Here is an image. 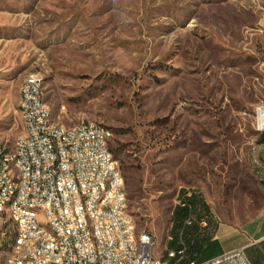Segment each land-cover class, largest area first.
<instances>
[{"label": "rangeland", "instance_id": "374dc122", "mask_svg": "<svg viewBox=\"0 0 264 264\" xmlns=\"http://www.w3.org/2000/svg\"><path fill=\"white\" fill-rule=\"evenodd\" d=\"M29 75L55 123L109 130L135 232L171 264L186 192L197 217L209 203L239 225L260 209L259 196H224V180L263 132L264 0H0V148L11 152L25 134ZM7 228L0 259L16 239ZM186 245L182 264L198 249Z\"/></svg>", "mask_w": 264, "mask_h": 264}, {"label": "built area", "instance_id": "2783aa9c", "mask_svg": "<svg viewBox=\"0 0 264 264\" xmlns=\"http://www.w3.org/2000/svg\"><path fill=\"white\" fill-rule=\"evenodd\" d=\"M30 76V75H29ZM37 80L28 86V109L34 116L33 134L20 138L21 172H12L10 155L0 148V206L13 192H21L17 210L23 215L22 244L13 253L10 264H171L158 256L150 234L131 235L128 200L119 164L109 150L108 129L99 125L63 127L46 130L48 105L38 103ZM257 109L256 129L260 125ZM47 136H59L60 145L47 144ZM17 174L25 175L24 184H17ZM114 183V190H107ZM186 192L179 207L187 209L185 227L208 228V220H198ZM45 206V218H51L61 241L44 234L33 235L34 218L22 212V205ZM7 233H3L6 237ZM135 236H143V248H135ZM187 248L170 251L169 260L182 264ZM188 264H251L245 248L227 252L204 262Z\"/></svg>", "mask_w": 264, "mask_h": 264}, {"label": "crops", "instance_id": "0c3cea01", "mask_svg": "<svg viewBox=\"0 0 264 264\" xmlns=\"http://www.w3.org/2000/svg\"><path fill=\"white\" fill-rule=\"evenodd\" d=\"M252 137L254 140L244 160L235 163L240 171L230 182L225 177L224 184L230 186V189L227 192L224 190V196L228 193L259 196L262 199L260 209L256 215L237 225L223 221L214 207L207 203V206L203 207L206 216L196 217L198 220L206 218L208 228L201 230L198 225L185 227L183 223L181 231L176 235L177 250L188 248L186 244L198 248L196 253L188 256V262H204L245 248L251 264H264V132L256 131ZM210 192L209 188V200H215L216 195L213 194L211 198ZM206 252H211L207 259L204 258Z\"/></svg>", "mask_w": 264, "mask_h": 264}, {"label": "bare ground", "instance_id": "6f19581e", "mask_svg": "<svg viewBox=\"0 0 264 264\" xmlns=\"http://www.w3.org/2000/svg\"><path fill=\"white\" fill-rule=\"evenodd\" d=\"M35 78L37 80V92L40 96H38V103H45L44 100V86L43 81L39 78L38 75L29 76L23 86L21 87V101H20V113L25 125V134L26 135L33 134L35 130V120L34 116L29 112L28 109V86L35 85ZM46 104V103H45ZM47 105V104H46ZM260 125H264V109H261L259 113ZM79 125H95L93 123H85L82 122ZM78 126V125H76ZM63 127H66L63 125ZM45 128L46 130L60 131L61 125L57 124L52 119V113L50 108L48 109L47 115H45ZM263 131V129H259ZM108 135H111L108 130ZM47 144L52 146L60 145V137L59 136H47ZM4 154H13L10 155V168L12 172H21L22 166V156L21 154V146H17L14 152L9 151L6 147H3ZM119 172H121L119 168ZM25 175L17 174V184H24ZM124 184V179H123ZM125 186V185H124ZM107 190H114V183H107ZM21 199V192H13L10 193L8 197L4 200H1L0 206V251L3 252L6 250V241L7 236L3 237V233H6L8 230L7 226L10 223H14L16 225V239L13 240L10 252L6 257H1L0 264H10L12 261V256L14 252H17L20 249L22 244V230L21 225H23V215H18L17 210L19 207V202ZM124 199L126 200V194L124 192ZM22 212L27 214L28 217L34 218V228L33 235H41L44 234L46 237H52L54 241H61V234L57 233L56 226L54 222L51 221V218H45V206L44 205H36V204H24L22 205ZM40 213L43 214V218L40 217ZM129 218L133 221V225L131 228V235H137L135 232V224L134 220L129 214ZM147 234V233H141ZM135 248H143V236H135ZM3 260V261H2Z\"/></svg>", "mask_w": 264, "mask_h": 264}, {"label": "trees", "instance_id": "16d2710c", "mask_svg": "<svg viewBox=\"0 0 264 264\" xmlns=\"http://www.w3.org/2000/svg\"><path fill=\"white\" fill-rule=\"evenodd\" d=\"M109 150H110V148H109ZM110 152L112 153V150H110ZM195 199L196 198L193 197V198H190L188 201H189V203H191L194 206L196 204ZM173 216H174L173 219L179 220L180 222L178 223V225L174 224V226H173L174 238H172V242L169 244V246L171 249L177 250L178 247H177L176 235L178 234V231L176 229H177V227L182 228L183 223L185 222V220L189 216V211L187 209L182 208V207H178L176 209V211L174 212ZM177 251H179V250H177Z\"/></svg>", "mask_w": 264, "mask_h": 264}]
</instances>
